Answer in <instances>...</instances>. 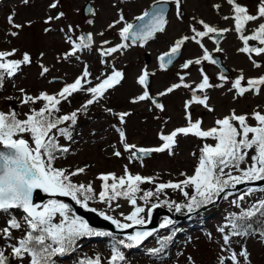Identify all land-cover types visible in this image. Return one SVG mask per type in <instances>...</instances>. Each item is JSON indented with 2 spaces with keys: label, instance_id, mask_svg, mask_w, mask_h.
I'll use <instances>...</instances> for the list:
<instances>
[{
  "label": "rangeland",
  "instance_id": "374dc122",
  "mask_svg": "<svg viewBox=\"0 0 264 264\" xmlns=\"http://www.w3.org/2000/svg\"><path fill=\"white\" fill-rule=\"evenodd\" d=\"M53 2L54 0H29L25 4L23 0H7L0 4V51L15 50L14 55L8 59L19 60L22 59L24 53H27L32 60L30 64L21 65L15 76L5 75L3 87L0 88V111L8 112L10 109H19L17 111L19 118L24 119L27 109L40 108L43 102L21 106L18 99L21 96L20 89H24L28 95L32 96L44 91L54 94L65 84L72 83L82 74L85 67L91 73L89 79L93 84L98 82L96 77H100L102 73H110L113 67L123 71L125 79L119 85L109 90L99 102L90 105L86 111L78 114L76 124L70 129L72 140L59 137V143L69 147V152L58 158L55 166L69 171L87 166L84 173L72 177L74 183H91L98 194L102 189V181L98 179L99 175L102 173L124 175L125 166L132 174L155 177L156 185L183 180L185 177L181 173H187L189 176L193 174L203 144L214 143V141L202 140L194 135H179L173 150L174 154L170 155L168 151H165L153 153L147 159L135 160L131 158V153L124 149L119 132L122 130L125 133L126 142L136 145L137 148L158 147L162 144L159 138L161 133L170 134L176 128L186 126L184 105L193 94L189 88L183 86L163 96L159 93L165 92L173 84L180 83L181 75L185 76L184 83L191 84L192 88H195L201 80L199 73L201 67L209 76L211 83H221L217 78L219 69L207 61L202 65L190 66L189 69L182 68L187 60H194L203 54L201 47L192 40L185 42L182 46L184 52L172 69L164 70L160 67L159 57L168 52L176 40L183 36L194 35L191 31L193 26L198 30H203L202 25L198 23L199 20L219 29H231L224 33V41L219 44V47L223 49L222 52H215L217 45L210 37L202 40L210 53L223 57L231 73L228 75L229 81L224 88H211L206 90V93H196L197 95H208L209 105L214 108V111H208L203 106L193 104L190 109L192 119L194 121L202 119V128L206 130L214 125L216 119L228 115L232 109H235L237 115L249 114L248 123L252 125L256 122L251 118V113L254 110L264 112V86L259 95L248 92L235 99L233 98L235 90L227 91L231 87V82L241 74L245 77V83L249 78L264 76V55L257 57L252 54V59H250L248 54L238 51L243 47V42L234 30V21L231 18L224 19L225 16L233 15L231 5L227 3V0H181L182 18L177 17V7L172 0H169L173 4V9L164 32L158 33L146 42L127 41L130 47L109 56L101 55L100 50L123 42L119 35L123 24H117L115 27H109V25L121 14L128 23H134L136 17L142 15L158 0H59L57 7L51 8L49 5ZM87 2H91L94 6V13L89 17H85L82 12ZM238 2L246 6L251 14H256L259 0H238ZM215 5H220V8L217 9ZM60 13L64 15L46 23L49 16L56 17ZM9 16L13 17L15 24L23 25V27L17 29L9 24ZM262 22L264 19L250 22L245 34H250L251 30ZM69 26L73 31L69 32ZM46 29L48 31H45ZM12 32H17L18 35L13 36ZM83 32L92 34L91 47L65 58V54L72 50L67 37L71 36L76 39ZM104 41L109 43L105 44ZM254 43L255 46H259L258 42L254 41ZM146 54L150 55L148 65L145 63ZM252 60L259 62L261 67H254ZM42 66L49 68V72L44 76L41 75ZM144 69L154 73L152 92L161 98L164 105L163 111L157 109L150 100L132 102L134 97L139 96L145 90L137 82ZM88 98L90 97L86 93L73 94L68 101L61 103V111L56 115L68 114L79 109ZM109 109L111 111H108ZM122 112L129 113L123 122L118 116ZM64 126L67 125H61V127ZM114 151H120L121 156L113 155ZM147 187L155 191L156 186L151 184ZM192 190L187 189L189 193ZM168 192L169 200L172 197L178 200L177 203L184 201L181 191L169 189ZM239 195L235 194L223 199L219 207L211 210L205 217L203 229L188 227L180 233L174 240L176 249L173 253L174 259L171 257L162 264H193V262L194 264H219L218 257L230 253L221 251V245L224 242L218 228L225 226L228 223L227 218L236 210L240 211L242 207L247 208L246 206L253 200L264 199V192H254L251 196H246L244 201L240 202L241 207L237 208L232 201ZM89 206L119 219L122 223H130L125 217L134 211V206L127 199L115 200L109 205L99 202L96 196L90 200ZM137 206L147 208L150 205L146 206L143 201L137 202ZM12 214L23 224L21 212L12 211ZM141 216L146 220L149 219L147 211ZM7 219L6 214H0V228L6 226ZM59 219L57 217L56 222ZM12 231L16 239H19L25 229ZM225 231L230 232V227H226ZM102 240H104L102 236L81 238L76 242L73 251L54 257V262L55 264H81L83 261L86 264L88 260L95 259L98 255L102 264H107L112 251ZM15 242L13 240L7 243ZM7 243L0 238V248L5 249L6 255L11 251ZM159 244V240L150 239L140 247L141 250L129 252L127 255H130L132 264H160L162 259L153 261V258L149 257V250L157 248ZM242 248H246L250 253L251 264H264V240L259 235L252 234L245 241L239 237L231 238V250L239 253ZM9 264H21V262L10 258ZM23 264H28L27 259ZM225 264L228 262L226 261Z\"/></svg>",
  "mask_w": 264,
  "mask_h": 264
},
{
  "label": "snow or ice",
  "instance_id": "6c2138e0",
  "mask_svg": "<svg viewBox=\"0 0 264 264\" xmlns=\"http://www.w3.org/2000/svg\"><path fill=\"white\" fill-rule=\"evenodd\" d=\"M28 2L29 0H23L25 4ZM168 2L169 0H158V4ZM172 2L177 7V17L182 18L181 0H172ZM58 3L59 0H54L49 6L56 8ZM227 3L231 5L233 15L231 17L225 16L224 19L231 18L234 21V30L243 42V47L239 48L238 51L248 54L250 59H252V54L257 57L264 55V22L253 28L250 34H245L250 22L264 19V0H259L256 14H251L249 9L241 5L238 0H227ZM214 7L219 9L220 5ZM89 11L91 12L92 9ZM63 15L64 13H60L56 17L49 16L46 23L59 19ZM8 19L9 24L13 27L17 29L23 27V25L15 24L12 16H9ZM135 20L140 23H128L121 14L116 21L109 25V27H115L117 24H123L119 31L123 42L107 49H101V55L109 56L112 53L127 49L130 45L126 42L130 39L132 43L136 41L146 42L153 38L156 33L164 32L167 24L165 9L157 6H153L152 11H144ZM198 23L202 25L203 30H198L193 26L191 31L194 35L191 37L183 36L176 40L170 50L159 57L162 69H166L168 65L173 63L174 58L180 54L182 46L189 40L195 41L203 50V54L194 60H187L182 65L183 69H189L193 65H202L205 61L213 65L219 64V61L204 46L202 40L205 37H210L217 45L215 52H222L223 49L219 47L220 38H223L224 33L231 29H219L203 20L198 21ZM68 30L69 32L73 31L71 26ZM11 35L16 36L18 33L12 32ZM67 40L72 45V50L65 54V58L90 48L93 36L91 33L82 34L76 39L68 36ZM252 41L258 42L259 46L250 44ZM103 43L109 42L104 41ZM14 53L15 50L12 52L0 51V88L3 87L5 75L8 77L15 76L21 65L32 62L27 53H24L22 59L19 60L8 59ZM252 63L254 67H261V64L256 60H252ZM48 72L49 68L41 67L42 76ZM199 73L201 80L195 88H192L191 84L184 83L185 76L181 75L179 77L180 83L173 84L165 92L159 93L163 96L182 86L189 88L193 93L191 99L187 100L184 105L186 126L176 128L170 134L161 133L159 138L162 144L160 146L137 148L136 145L126 142V136L122 130L119 132L124 149L129 151L131 158L135 160H142L143 157L151 153L168 151L170 155L174 154L173 150L179 135H194L202 140L214 141V143L203 144L200 155L197 157L198 164L192 175L181 173L185 177L183 180L159 183L156 185L155 191H145L141 188L144 183H155V177L132 174L127 166H125L124 175L121 176H117L115 173L100 174L98 179L102 181V190L98 194L91 183L77 184L72 180V177L84 173L87 166L77 167L72 171L55 166V161L69 152V147L59 143V137L72 140L70 129L72 125L76 124L78 114L86 111L90 105L99 102L109 90L119 85L125 79L123 71L113 67L110 73H102L100 77H96L98 82L93 84L92 80L89 79L91 73L85 67L82 74L75 78L72 83L65 84L54 94L44 91L32 96L28 95L24 89H20L21 96L18 99L21 106L34 105L37 102L43 103L39 109L30 108L24 114V119L19 118V113L15 109H10L8 112L0 111V214L8 216L6 226L0 228V238H3L6 243L16 241L15 243H7V247L11 249L8 255L5 254L4 248H0V264H9L10 257L20 261L21 264L25 259H27L28 264H55L53 258L73 251L79 239L112 235L109 232L98 231L90 227L82 217L70 214L72 213L71 206L62 200L50 199L43 204L34 202V194L38 190L52 196L70 197L76 204L92 212H96L97 209L89 208V201L97 195L99 202L109 205L117 198L123 197L134 206V211L125 217L130 223H122L119 219L104 212L99 214L105 220L111 221L116 228L129 229L137 225L147 224L152 212L162 205H166L169 210L174 208L177 213L183 210H186L187 213H194L202 207L215 203L220 198L227 199L232 196L234 193L230 189L235 190L238 185L264 181V112L254 110L251 113V118L256 122L255 125H252L248 123L249 114L237 115L235 109H232L228 115L216 119L213 126L206 130L203 129L202 119L195 121L192 119L190 111L192 105L203 106L208 111H214V108L209 105L210 97L208 95H197L196 93H206V90L211 88H224L229 81V76L226 74V70L221 69L217 77L221 83L213 84L202 67L199 69ZM148 77L149 72L144 69L137 82L145 90L139 96L134 97L132 102L150 100L157 109L163 111L164 105L156 102L147 90ZM262 86H264V76L249 78L245 83V77L241 74L231 82V87L227 91L233 92L235 90L233 97L235 99L248 92L259 95ZM81 92L86 93L90 98L79 109L68 114L56 115L61 111L62 102L68 101L73 94ZM9 99L12 98L9 97ZM128 115L127 112L118 114L121 122ZM61 125L67 126L61 127ZM113 155L120 157L121 152L114 151ZM189 188L193 189L191 195L187 191ZM166 189L181 191L186 202L177 203L168 200L157 203L151 202L153 198L158 200L159 194L164 193ZM256 191L264 192V186L248 187L232 203L240 208V202ZM140 193L142 195H139V199L144 201L146 206L150 205L147 208L137 206V195ZM13 210H19L23 214V224L12 214ZM146 211L148 220L141 216ZM57 217L60 218L58 222H56ZM261 217H264V199H258L247 208H241L239 214L232 213L227 218L228 223L218 228L224 242L221 245V251L230 253L229 255H220L218 257L219 264H225L226 261L228 264H242V262L243 264H251L250 253L246 248H242L239 253L231 250V238L233 236L247 237L252 235L257 230L253 229L252 223L248 221L256 218L264 225V220L259 219ZM172 223L171 219H166L161 227H167ZM226 227H230V232L226 233ZM21 228H24L25 231L19 239H16L12 230H20ZM152 235L153 231L150 230L135 231L126 239H120L117 244L112 246V255L107 264H123L125 262L124 252L117 245L130 249L139 246ZM259 235L264 240V228L259 230ZM170 239L171 237L162 239L159 248H153L149 251L153 255H158L164 250ZM81 264H85V262L82 261ZM86 264H102V262L97 255L95 259L88 260Z\"/></svg>",
  "mask_w": 264,
  "mask_h": 264
},
{
  "label": "water",
  "instance_id": "95a60500",
  "mask_svg": "<svg viewBox=\"0 0 264 264\" xmlns=\"http://www.w3.org/2000/svg\"><path fill=\"white\" fill-rule=\"evenodd\" d=\"M1 1H4V0H0ZM153 6H157V7H163L165 9V18L167 20V16H168V12L170 10V6L169 4L167 3H160V4H155ZM153 6L150 8L149 11H152L153 9ZM89 9H92V11L90 12ZM93 12V6L91 3H88L84 10H83V13L85 16H89L91 13ZM147 19V18H146ZM140 23L139 21L137 22V24ZM86 35V34H84ZM131 40V39H130ZM221 40V38H220ZM137 42V41H136ZM181 53V51H180ZM180 57V54L177 55L174 60H173V63ZM216 58L218 61H219V65L223 68V66L221 65V61L219 58L217 57H214ZM150 61V58L149 56L147 55L146 56V62L148 63ZM173 63L171 65H168L167 68H170L173 66ZM227 73V71H226ZM151 80H152V74H149V77H148V90H150L151 88ZM153 97V99L156 100V102H160L157 98H155L154 96H151ZM150 155V154H149ZM148 156V155H147ZM246 186H251V187H260V186H264V181H261V182H256L254 184H242V185H238L237 188H242V187H246ZM50 198H56V199H61V200H64L67 204H69L72 208V210L84 217L87 219L88 221V224L92 227H95V228H100L102 230H108L110 232H114V233H121V234H124L126 236L128 235H131L133 233V231H154L155 229H157V222H158V219L159 217L165 213V211H163L161 208H158L156 211H155V215H154V219H153V223L145 228H131V229H118L116 228L115 225H113L111 223V221H108V220H105L103 217L99 216L96 212H92L90 210H87L83 207H79L77 205H75L73 203V200L70 198V197H62V196H52L50 194H47V193H43L41 191H37V193L34 194V202L36 203H40V204H43V202L45 200H48ZM212 206V205H211ZM182 215H177V217H181Z\"/></svg>",
  "mask_w": 264,
  "mask_h": 264
},
{
  "label": "trees",
  "instance_id": "16d2710c",
  "mask_svg": "<svg viewBox=\"0 0 264 264\" xmlns=\"http://www.w3.org/2000/svg\"><path fill=\"white\" fill-rule=\"evenodd\" d=\"M145 191H148V189H144ZM155 199V198H154ZM161 199H162V193L161 194H159V199H158V201H161ZM157 200V199H156ZM166 219H164L163 221H162V224L164 223V221H165ZM249 223H252V227H253V229H260L259 227H258V225H259V221H257V219L256 218H252L251 220H249L248 221ZM175 226H176V223H172L171 225H168L167 227H164V229L165 230H173L172 232H174V230H175ZM110 242H109V244H111V245H114V244H117V242H118V239L115 237V236H112V237H110ZM117 246H119V245H117ZM169 247H170V243L169 242H167V246L164 248V250H167V249H169Z\"/></svg>",
  "mask_w": 264,
  "mask_h": 264
}]
</instances>
